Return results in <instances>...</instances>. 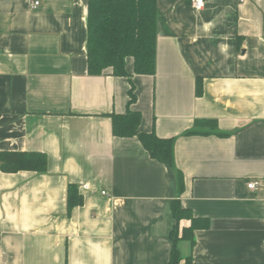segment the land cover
Masks as SVG:
<instances>
[{"label": "crops", "instance_id": "obj_1", "mask_svg": "<svg viewBox=\"0 0 264 264\" xmlns=\"http://www.w3.org/2000/svg\"><path fill=\"white\" fill-rule=\"evenodd\" d=\"M88 5L0 0V151L47 156L0 170V264H168L174 230L179 264H264V0H157L156 72L130 76L89 74ZM129 108L175 166L114 134Z\"/></svg>", "mask_w": 264, "mask_h": 264}, {"label": "trees", "instance_id": "obj_2", "mask_svg": "<svg viewBox=\"0 0 264 264\" xmlns=\"http://www.w3.org/2000/svg\"><path fill=\"white\" fill-rule=\"evenodd\" d=\"M157 21V0H89L87 39L89 74L102 75L107 69H112L115 76H130L126 69V60L129 57L134 59L135 73L155 74ZM129 95L130 106L137 99L133 83ZM112 118L115 135L138 136L151 157L175 166L174 139L160 138L154 132H141L139 111L129 108L124 114H112ZM46 169L47 156L43 152L0 151L1 171L44 172ZM177 173L179 182L182 184L183 175L178 169ZM82 203L83 197L78 187L70 184L68 187L69 211ZM173 214L178 221L183 216H190L192 218L190 230L194 229L196 218L191 212L185 211L179 201L173 202ZM179 239L177 230H174L172 233L173 247L168 264H179L182 259L177 244Z\"/></svg>", "mask_w": 264, "mask_h": 264}, {"label": "built area", "instance_id": "obj_3", "mask_svg": "<svg viewBox=\"0 0 264 264\" xmlns=\"http://www.w3.org/2000/svg\"><path fill=\"white\" fill-rule=\"evenodd\" d=\"M207 0H191V5L194 9L199 10L201 8H203L206 4ZM35 6H37L39 4V1H35ZM258 186V182L257 181H252L248 183V187L250 189H255ZM106 193V192H104Z\"/></svg>", "mask_w": 264, "mask_h": 264}]
</instances>
